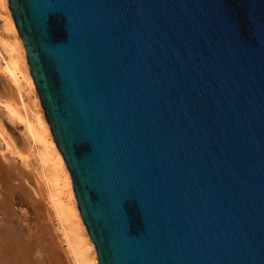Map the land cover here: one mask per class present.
I'll list each match as a JSON object with an SVG mask.
<instances>
[{
    "label": "water",
    "instance_id": "95a60500",
    "mask_svg": "<svg viewBox=\"0 0 264 264\" xmlns=\"http://www.w3.org/2000/svg\"><path fill=\"white\" fill-rule=\"evenodd\" d=\"M7 4L98 264H264V0Z\"/></svg>",
    "mask_w": 264,
    "mask_h": 264
},
{
    "label": "bare ground",
    "instance_id": "6f19581e",
    "mask_svg": "<svg viewBox=\"0 0 264 264\" xmlns=\"http://www.w3.org/2000/svg\"><path fill=\"white\" fill-rule=\"evenodd\" d=\"M0 3L8 12L5 23L15 35L14 41L0 37V73L5 78L2 86L13 96L0 99V105L8 117L23 125L47 187L46 193L40 190V184L35 189L29 187L21 170L0 155V188L4 190L0 194V264H98L76 205L69 171L43 108L40 113L28 110L26 88L36 93V104L40 100L7 0ZM5 147H11V143L6 142Z\"/></svg>",
    "mask_w": 264,
    "mask_h": 264
},
{
    "label": "rangeland",
    "instance_id": "374dc122",
    "mask_svg": "<svg viewBox=\"0 0 264 264\" xmlns=\"http://www.w3.org/2000/svg\"><path fill=\"white\" fill-rule=\"evenodd\" d=\"M5 18H8V12L6 7H3V5L0 3V37L6 40L14 41L15 35L13 32H11V30H9L8 26L6 25ZM4 80V76H2V74L0 73V99H8L10 97H13L10 95V92L7 91V88L4 89ZM26 91H28V95L25 97V101L28 105V110L30 111L32 109L33 111L40 113L42 107L39 103V105L36 104V93H33L28 88H26ZM0 132V155L1 157H3V160L8 163L12 162L13 165L16 166L15 169L21 170V173H23L22 175H24V183H27L29 187L35 189V187H37L36 185L40 184L42 187H40V190L46 193V183L41 176V169L34 155L33 144L31 143L30 139L26 136L23 125L18 123L16 120L8 117L1 105ZM1 136H3V138ZM6 142H8L9 144L11 143V147L6 148ZM16 151L18 153L20 152L21 156L18 155Z\"/></svg>",
    "mask_w": 264,
    "mask_h": 264
}]
</instances>
